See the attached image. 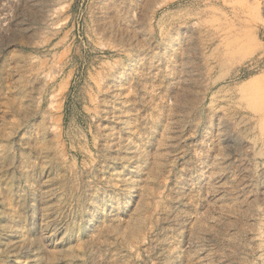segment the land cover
Instances as JSON below:
<instances>
[{
    "label": "rangeland",
    "instance_id": "1",
    "mask_svg": "<svg viewBox=\"0 0 264 264\" xmlns=\"http://www.w3.org/2000/svg\"><path fill=\"white\" fill-rule=\"evenodd\" d=\"M0 264H264V0H0Z\"/></svg>",
    "mask_w": 264,
    "mask_h": 264
},
{
    "label": "bare ground",
    "instance_id": "2",
    "mask_svg": "<svg viewBox=\"0 0 264 264\" xmlns=\"http://www.w3.org/2000/svg\"><path fill=\"white\" fill-rule=\"evenodd\" d=\"M31 1V0H30ZM33 1V0H32ZM51 18V17H50ZM5 22V21H4ZM51 22V21H50ZM188 84V83H187ZM10 249V248H9Z\"/></svg>",
    "mask_w": 264,
    "mask_h": 264
}]
</instances>
